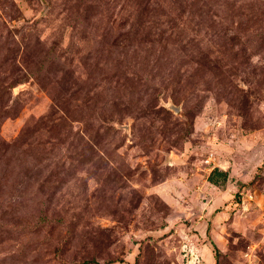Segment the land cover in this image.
Listing matches in <instances>:
<instances>
[{
    "label": "rangeland",
    "instance_id": "obj_1",
    "mask_svg": "<svg viewBox=\"0 0 264 264\" xmlns=\"http://www.w3.org/2000/svg\"><path fill=\"white\" fill-rule=\"evenodd\" d=\"M0 264H264V0H0Z\"/></svg>",
    "mask_w": 264,
    "mask_h": 264
},
{
    "label": "trees",
    "instance_id": "obj_2",
    "mask_svg": "<svg viewBox=\"0 0 264 264\" xmlns=\"http://www.w3.org/2000/svg\"><path fill=\"white\" fill-rule=\"evenodd\" d=\"M215 174L222 176L223 179L227 178V172L217 168L213 169L208 177V180L215 185L217 184V179L214 177Z\"/></svg>",
    "mask_w": 264,
    "mask_h": 264
}]
</instances>
